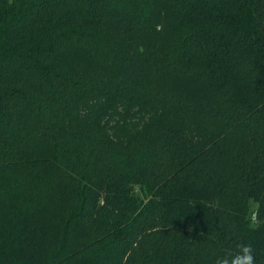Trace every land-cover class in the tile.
Returning a JSON list of instances; mask_svg holds the SVG:
<instances>
[{
	"label": "trees",
	"instance_id": "16d2710c",
	"mask_svg": "<svg viewBox=\"0 0 264 264\" xmlns=\"http://www.w3.org/2000/svg\"><path fill=\"white\" fill-rule=\"evenodd\" d=\"M116 104L154 115L118 142ZM70 226L85 254L55 260ZM240 243L264 264V0H0V264Z\"/></svg>",
	"mask_w": 264,
	"mask_h": 264
},
{
	"label": "rangeland",
	"instance_id": "374dc122",
	"mask_svg": "<svg viewBox=\"0 0 264 264\" xmlns=\"http://www.w3.org/2000/svg\"><path fill=\"white\" fill-rule=\"evenodd\" d=\"M156 44H158V43L156 42ZM231 71L234 73L233 69H231ZM110 114L111 115H110V117H108V119H110L109 123L112 125L111 131L113 132V134H115L118 142H125L127 137L132 133V131L133 132L139 131L138 129H140V131H142L141 128L146 123H149L150 119L154 115L153 111H147V110L141 111V110L137 109V107L126 108V106L124 104L123 105H117L116 104L114 106V108L110 111ZM172 118L169 121H167L166 123L168 124V122H170L172 120ZM174 120L176 121V119H173L172 122ZM164 126H165V124H164ZM202 130H203L202 126L194 129V131L197 134H199ZM164 133H165V131H164ZM152 135H155V133ZM138 144L140 145L139 142H138ZM144 145H145V143H141V146H138L135 149V153L145 152L146 149L144 148ZM133 156H135V155H133ZM239 198H240L239 194H238V196L233 194L231 196L229 195V196L225 197L223 202L224 203H231L233 200L239 201ZM250 204H252L250 210H251V212H254L258 208V204L253 203V202H250ZM110 218H114V216H111ZM226 222H228V221H226ZM220 224L226 225V223H224V222H221ZM174 230L177 231L178 229L175 228ZM73 231H74V227L70 226L69 229L67 230L66 236L63 238L61 247L57 251H55V253H54L55 260H57L61 257L64 258V257H68V256H73L77 253H80V255L85 254V253H83L84 249L80 248L85 243L84 238L78 237L76 234L77 232H73ZM184 232H186V234H188V236H190V237L194 236V234L189 232L188 230H184ZM184 232L181 231L180 234H182Z\"/></svg>",
	"mask_w": 264,
	"mask_h": 264
},
{
	"label": "clouds",
	"instance_id": "9594fccd",
	"mask_svg": "<svg viewBox=\"0 0 264 264\" xmlns=\"http://www.w3.org/2000/svg\"><path fill=\"white\" fill-rule=\"evenodd\" d=\"M215 264H256L254 249L250 244L240 243L234 251L218 256Z\"/></svg>",
	"mask_w": 264,
	"mask_h": 264
}]
</instances>
